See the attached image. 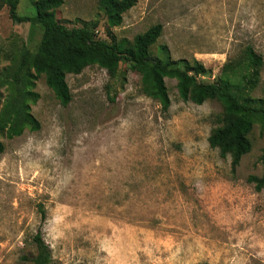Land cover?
I'll list each match as a JSON object with an SVG mask.
<instances>
[{
	"label": "rangeland",
	"instance_id": "obj_1",
	"mask_svg": "<svg viewBox=\"0 0 264 264\" xmlns=\"http://www.w3.org/2000/svg\"><path fill=\"white\" fill-rule=\"evenodd\" d=\"M32 1L20 0L19 14H33ZM99 1L64 0L56 17L131 41L161 24L153 52L165 45L173 60L201 62L208 83L247 45L264 57V0H138L112 29ZM41 33L14 23L0 0V71L21 47L35 51ZM66 81L62 106L41 76L31 108L40 129L0 138V264H32L38 233L53 264H264V188L248 182L263 173L258 125L233 172L209 144L219 102L182 101L166 79L163 111L125 64L115 77L91 66ZM253 95H264V69Z\"/></svg>",
	"mask_w": 264,
	"mask_h": 264
},
{
	"label": "trees",
	"instance_id": "obj_2",
	"mask_svg": "<svg viewBox=\"0 0 264 264\" xmlns=\"http://www.w3.org/2000/svg\"><path fill=\"white\" fill-rule=\"evenodd\" d=\"M138 0H100L99 7L106 17L108 28L122 25L123 16ZM10 18L14 23H29L39 27L41 39L35 51L26 47L18 49L10 65L0 71V138L13 139L26 130L38 131L40 122L32 114V106L39 99L36 82L45 77L62 106H67L72 95L66 81L68 75H78L91 66L106 70L115 77L122 64L141 76L142 91L157 101L163 111L171 106L166 79L177 81L179 98L185 102L202 105L217 101L222 105V115L217 118L209 137L212 148L219 149L222 156H231L232 171L241 159L252 151L250 135L256 125L264 132V95L253 94L259 87L264 69V57L252 45H247L240 55L230 59L213 83L201 79L208 73L204 65L194 60H173L165 45H158L163 26L156 24L132 41L117 38L108 31L109 39H101L95 32L98 22L83 27L69 28L60 23L56 11L64 0H33L31 15L19 14L20 0H6ZM5 145L0 139V154ZM261 177L249 176L248 182L257 192L264 188V147ZM43 215L45 214L42 210ZM36 255L32 264H53L49 247L40 233L33 237Z\"/></svg>",
	"mask_w": 264,
	"mask_h": 264
}]
</instances>
